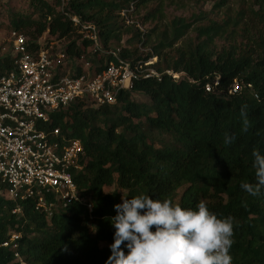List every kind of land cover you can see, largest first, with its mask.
<instances>
[{
  "label": "trees",
  "instance_id": "obj_1",
  "mask_svg": "<svg viewBox=\"0 0 264 264\" xmlns=\"http://www.w3.org/2000/svg\"><path fill=\"white\" fill-rule=\"evenodd\" d=\"M169 1L19 0L18 7L14 0L6 2L9 35L22 34L30 52L62 41L60 49L50 51L65 52L67 68L75 65L81 73L74 60L82 59L98 72L110 59L106 50L121 45V56L132 64L156 56L150 67L161 76L138 74L113 104L95 106L83 98L50 116L48 130L59 127L83 144V167L73 179L85 202L58 205L47 215L32 199L16 202L0 192V264H20L14 250L3 246L11 231L21 233L17 251L25 264H106L114 205L138 195L171 199L193 210L203 201L218 218L234 217L232 264H264V190L251 196L241 188L256 183L253 149L264 155V25L245 41L216 47L215 39L231 32L225 20L209 21L194 28V38L175 45L190 23L174 17L159 26ZM256 1L263 6L264 0ZM135 14H141L139 20ZM261 16L264 23V11ZM71 17L96 26L101 49L93 48ZM137 24L152 27L141 30ZM14 69L12 51L0 54V76ZM166 70L185 75L174 81ZM234 81L242 88L230 94ZM138 93L145 99L135 101L132 95ZM244 105L247 132L241 131ZM225 133L235 135L231 145L224 143ZM17 204L22 213L12 212Z\"/></svg>",
  "mask_w": 264,
  "mask_h": 264
},
{
  "label": "built area",
  "instance_id": "obj_2",
  "mask_svg": "<svg viewBox=\"0 0 264 264\" xmlns=\"http://www.w3.org/2000/svg\"><path fill=\"white\" fill-rule=\"evenodd\" d=\"M120 14L126 23L133 22L125 10ZM71 20L92 41L93 48L101 49L93 23L81 22L77 17ZM10 40L15 69L0 76V192L16 202L32 199L35 209L51 215L58 205L85 201L73 179V172L83 167V144L62 134L59 127L48 130L50 116L83 98L95 106L113 104L118 91L128 89L138 74L159 79L161 73L150 67L155 56L132 64L121 56V45L106 50L110 59L98 72L89 70L88 61L74 60L83 69L80 73L75 65L66 67L68 57L63 51L40 48L30 52L26 38L14 31ZM71 68L76 72L70 73ZM165 73L174 81L185 75L173 70ZM241 88L234 81L228 92L235 94ZM205 89L210 91L211 86L206 84ZM86 206L92 217L91 203L86 202ZM12 212L22 213L20 204ZM20 237L19 231H11L3 246L14 250L16 260L25 264L17 251Z\"/></svg>",
  "mask_w": 264,
  "mask_h": 264
},
{
  "label": "clouds",
  "instance_id": "obj_3",
  "mask_svg": "<svg viewBox=\"0 0 264 264\" xmlns=\"http://www.w3.org/2000/svg\"><path fill=\"white\" fill-rule=\"evenodd\" d=\"M246 109H241L243 132L249 129ZM235 139L225 133L224 143L231 145ZM252 156L256 183L244 182L241 188L258 196L264 190V155L254 148ZM114 210L115 232L106 264H232L234 217L218 218L203 201L193 210L171 199L138 195L123 198Z\"/></svg>",
  "mask_w": 264,
  "mask_h": 264
},
{
  "label": "rangeland",
  "instance_id": "obj_4",
  "mask_svg": "<svg viewBox=\"0 0 264 264\" xmlns=\"http://www.w3.org/2000/svg\"><path fill=\"white\" fill-rule=\"evenodd\" d=\"M3 1L4 3H2ZM8 0H0V54H6L11 51V40L9 29H7V14L5 12V4ZM218 0H170L164 7V15L159 21V26L165 25L174 17H181L190 23V28L186 34L180 38L175 45L181 44L184 39L194 38L196 32L194 28L198 25L205 26L209 21L219 23L225 20L228 24L227 38L217 37L215 39L216 47L223 45L226 41H245L246 37L257 35L263 30L262 12L264 11V4L261 7L256 0H227L224 5H218ZM16 7L19 5V0H14ZM13 4V5H14ZM12 5V6H13ZM141 14H135V20L140 19ZM144 29H149L152 24H146ZM126 39V36L123 37ZM62 41H52L49 49L54 46L60 49ZM156 61L158 58L155 56ZM132 98L135 101L144 100L142 94H133ZM184 188H180L178 195ZM105 192H111L113 187H105ZM178 198V197H177Z\"/></svg>",
  "mask_w": 264,
  "mask_h": 264
}]
</instances>
